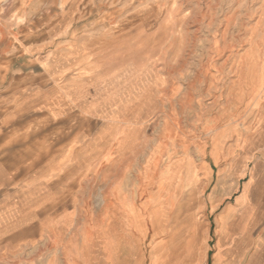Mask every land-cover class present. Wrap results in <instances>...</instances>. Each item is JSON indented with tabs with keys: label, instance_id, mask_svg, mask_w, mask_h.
<instances>
[{
	"label": "rangeland",
	"instance_id": "1",
	"mask_svg": "<svg viewBox=\"0 0 264 264\" xmlns=\"http://www.w3.org/2000/svg\"><path fill=\"white\" fill-rule=\"evenodd\" d=\"M7 32L51 35L76 71L62 162L82 186L51 204L74 227L5 264H165L194 236L214 264L225 187L264 184V0H4Z\"/></svg>",
	"mask_w": 264,
	"mask_h": 264
},
{
	"label": "crops",
	"instance_id": "2",
	"mask_svg": "<svg viewBox=\"0 0 264 264\" xmlns=\"http://www.w3.org/2000/svg\"><path fill=\"white\" fill-rule=\"evenodd\" d=\"M35 37L0 33V264L18 254L20 240L73 228L75 212L60 209L52 215L51 204L80 199L82 184L68 185L62 162L67 118L61 107L71 98L67 91L76 86L77 74L60 77L69 67L56 64L63 51L51 48V35L39 34L33 44ZM257 180L245 173L235 190L227 193L225 187L220 195L214 264H264V184ZM114 197L107 194L105 200ZM196 238L185 254L165 264H204Z\"/></svg>",
	"mask_w": 264,
	"mask_h": 264
}]
</instances>
